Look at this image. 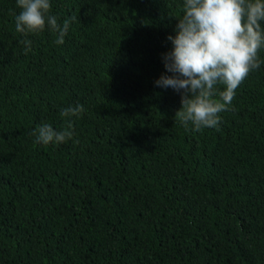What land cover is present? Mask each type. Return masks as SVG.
<instances>
[{
  "label": "trees",
  "instance_id": "1",
  "mask_svg": "<svg viewBox=\"0 0 264 264\" xmlns=\"http://www.w3.org/2000/svg\"><path fill=\"white\" fill-rule=\"evenodd\" d=\"M183 2L51 0L76 18L59 45L0 0V264H264V64L218 127L185 128L155 83Z\"/></svg>",
  "mask_w": 264,
  "mask_h": 264
},
{
  "label": "clouds",
  "instance_id": "2",
  "mask_svg": "<svg viewBox=\"0 0 264 264\" xmlns=\"http://www.w3.org/2000/svg\"><path fill=\"white\" fill-rule=\"evenodd\" d=\"M20 9L15 28L25 37L46 29L56 33L55 43L62 45L72 21L58 23L51 14V0H16ZM177 35L169 36L173 48L163 54L168 73L155 83L182 93L181 109L175 118L185 128L194 130L218 127L224 111L229 110L238 87L257 71L264 60V0H184L182 16L178 18ZM25 53L31 50V41ZM218 86L223 90L218 91ZM83 105L65 107L60 115L78 117ZM37 143L44 145L66 143L73 138L71 119L63 130L42 122L32 133Z\"/></svg>",
  "mask_w": 264,
  "mask_h": 264
}]
</instances>
